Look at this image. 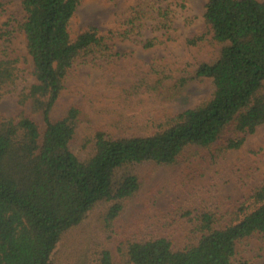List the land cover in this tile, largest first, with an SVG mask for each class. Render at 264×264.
Here are the masks:
<instances>
[{"label": "trees", "instance_id": "trees-1", "mask_svg": "<svg viewBox=\"0 0 264 264\" xmlns=\"http://www.w3.org/2000/svg\"><path fill=\"white\" fill-rule=\"evenodd\" d=\"M82 2L22 0L26 22L0 28V100L16 96L24 109L16 117L0 113V264H53L65 236L99 208L112 237L116 221L142 190L139 166L173 167L186 153L196 158L202 150L218 161L264 125V0H208L207 32L188 44L218 46L220 55L194 72L180 70L177 78L155 61L128 93L178 100L191 83L208 82L214 88L210 98L165 117L148 135L94 131L82 140L81 147L91 149L82 158L73 150L81 110L53 118L70 73L116 58L114 42L141 36L149 23L162 35L144 48L166 45L175 22L174 12L157 0H142L128 14L126 30L102 33L88 26L74 38L71 22ZM5 8L0 1V12ZM17 32L26 35L28 56L13 48ZM29 58L36 82L20 89ZM29 105L43 125L26 115ZM196 220L193 246L177 250L164 237L126 239L117 247L119 260L104 249L97 264H233L238 245L256 234L264 237V181L234 210L209 209Z\"/></svg>", "mask_w": 264, "mask_h": 264}, {"label": "rangeland", "instance_id": "rangeland-1", "mask_svg": "<svg viewBox=\"0 0 264 264\" xmlns=\"http://www.w3.org/2000/svg\"><path fill=\"white\" fill-rule=\"evenodd\" d=\"M6 4L0 12V28L23 25L27 15L22 0H0ZM160 7L174 12L171 30L173 41L152 49L145 43L156 36L155 23H149L141 36L130 41L117 39L111 61L100 60L95 65H80L70 73L66 90L53 113L54 119L64 117L73 108L82 112L79 138L73 150L82 158L88 150L82 140L97 130L116 137L148 135L157 131L164 118L197 107L213 93L211 83H191L182 98L167 100L156 94L132 97L128 91L139 76L151 73L155 63L168 66L177 78L180 70L194 72L202 62H212L220 55L218 46H190L189 40L207 32L205 13L208 0H157ZM142 0H83L72 22L74 38L88 26L102 33L124 31L130 11ZM13 48L19 56L27 55V39L23 32L13 38ZM20 89L36 81L29 58ZM169 71V72H170ZM170 83H172L170 81ZM24 109L16 96L0 100V113L16 117ZM25 113L43 125L32 114ZM142 190L131 200L124 214L116 221L113 236L105 230L102 208L88 215L85 221L68 233L55 251L53 264H97L104 249L119 260L117 247L126 239L148 241L167 238L177 250L198 242L196 218L209 209L234 210L249 198L253 189L264 181V125L248 135L241 149L227 152L218 161L202 150L199 157L182 156L173 167L144 164L138 167ZM233 264H264V237L256 234L237 247Z\"/></svg>", "mask_w": 264, "mask_h": 264}]
</instances>
